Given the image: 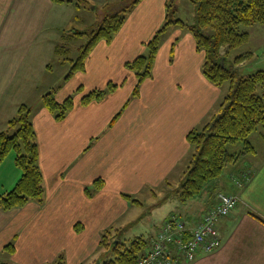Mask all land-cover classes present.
I'll list each match as a JSON object with an SVG mask.
<instances>
[{
	"label": "crops",
	"instance_id": "crops-1",
	"mask_svg": "<svg viewBox=\"0 0 264 264\" xmlns=\"http://www.w3.org/2000/svg\"><path fill=\"white\" fill-rule=\"evenodd\" d=\"M168 4L169 0H141L112 42L96 45L85 71L65 79L70 85L77 75L90 74L86 84L80 85L83 94L86 87L89 94L117 85L104 100L89 106L76 102L63 121H57L43 106L44 94L28 105L37 133L45 194L42 202L0 209V264H57L60 257L65 264H101L110 255L101 244L107 231L115 234L112 241L144 238L150 243L173 213L186 218L192 227L197 225L217 205L221 194L240 195L239 205L218 222L222 247L200 253L193 263L180 264H264V138L257 135L258 146L249 141L253 152L241 143L230 146L236 161L193 201L181 203L178 194L165 191L171 183H180L189 167L192 147L188 134L203 130L228 96L226 84L216 87L204 76L205 55L188 28H168L152 78L142 84L140 96L131 99L116 124L109 126L137 83L125 64L147 53L145 44L166 23ZM82 6L73 0H0V108L19 87L33 83L34 92L40 88L28 71V57L35 48L40 51L46 33L53 35L59 26L57 17L81 11ZM247 32L250 40L244 46L257 41L247 52L244 46L236 55L237 50H221L222 55H229L230 64L250 55L251 61L234 66L241 75L264 70V25L248 27ZM58 39L52 36L49 41ZM248 68L253 72H247ZM22 104L15 101L8 117ZM11 119L0 124V132ZM246 173L251 179L242 188L237 178ZM20 177L18 173L2 186L0 195L13 189ZM97 181L104 184L99 190ZM145 191L156 199L151 206L165 207L158 225L154 220L147 223L151 219L143 211ZM10 244L15 246L14 253L6 249Z\"/></svg>",
	"mask_w": 264,
	"mask_h": 264
},
{
	"label": "trees",
	"instance_id": "trees-1",
	"mask_svg": "<svg viewBox=\"0 0 264 264\" xmlns=\"http://www.w3.org/2000/svg\"><path fill=\"white\" fill-rule=\"evenodd\" d=\"M140 1L136 0L123 9L122 3L108 4L104 7V10L108 11L107 15L99 22L97 29L92 31L89 44L82 48L78 60L73 62L66 80L85 71L86 61L96 45L102 41L110 44L126 23L128 13ZM190 1L196 6L195 25H187L180 19L173 20L170 15L171 5L168 4L166 23L145 44L147 53L126 63L125 68L134 74L137 83L130 100L109 125L113 127L116 124L130 105L131 99L140 96L142 84L152 78L155 62L168 28L171 25L188 28L196 40L198 50L204 52L202 67L204 76L216 87L230 84V90L220 106L219 113L212 121L203 130L188 134L187 139L192 147L190 163L179 188L175 191L181 203H189L198 198L208 184L222 177L226 167L236 161L237 157L229 153L230 146L242 141L246 144V151L253 152L255 149L249 143V137L258 132V135L264 138V70L241 75L234 66L246 59L250 60V55L245 54L230 64L227 60L229 55L221 54L222 48L226 47L231 52L249 42V32L243 31V27L264 25V0ZM111 9L114 11H110ZM176 13L175 10L173 16H176ZM208 30L212 33L207 34ZM68 52L69 49L65 45L56 48V54L59 56ZM65 57L66 62L68 56ZM249 71L248 68L247 72ZM117 89V85L109 84L106 89L94 90L84 96L82 106L101 102ZM260 89L263 93L259 92ZM79 90L82 91V87ZM42 103L57 121H63L75 107V100L71 96L63 102L58 101L56 90L45 94ZM31 114V108L22 104L17 115L8 122L7 131L0 132V166L11 153H15L16 166L22 171V176L15 187L0 195V209L5 211L24 207L32 201L42 202L44 199V176L40 168L37 133ZM250 179V175L246 173L242 178H237V184L240 183L243 188ZM103 186L102 181L95 183L96 190ZM125 198L131 200L128 196ZM111 233L114 234L110 231L102 238L101 244L109 250L110 255L101 264H138L140 256L149 248L148 240L137 238L131 243L112 241ZM6 249L10 253L15 252L14 244L8 245ZM63 260L64 258L60 257L57 264H65Z\"/></svg>",
	"mask_w": 264,
	"mask_h": 264
},
{
	"label": "rangeland",
	"instance_id": "rangeland-1",
	"mask_svg": "<svg viewBox=\"0 0 264 264\" xmlns=\"http://www.w3.org/2000/svg\"><path fill=\"white\" fill-rule=\"evenodd\" d=\"M73 1H75L77 5L79 4L83 5L82 7L84 8L81 11H76V12L73 11L69 13L67 16L62 14L55 19L57 20L56 22L57 24H59V26L57 27V29L55 30L52 36H54L55 38H59L58 41H56L55 43L49 41V39H51L52 36L50 37V33H46L45 41L40 46V51L38 48H35L33 53L30 54V57H28V59H30L28 71L32 75L31 77L33 81L35 79L34 82H37V84L39 83L41 84L40 88L36 92H34L32 86L33 83L32 84L28 83L26 86L24 85L22 88L19 87L17 92L11 90L14 94H10L9 96H7L4 102L1 104L0 124L6 121L8 118L11 119L12 117L17 115V112H15L13 113V115H10V117H8V115L12 111V107H13L12 105L15 101H22L23 104L30 105L31 102H34L35 100H39V97L43 96L41 94L45 95L47 93L53 92L54 90H56L57 92L58 101L62 102L64 99H66L68 94H71V97H73L75 100V105L76 102L78 101L82 105V99L84 98V95L88 93L89 89L86 87V93L83 94V92L79 90V88L80 85H82L83 81L86 84V80H89L91 75L88 74L87 76H84L79 74L74 78L73 82L70 85L66 84L65 78L69 74L73 62H76L78 60L82 48L85 47L90 42L92 31L97 29V25L99 24V22H101L107 15L108 11L104 10V7L106 5L122 3L121 9H123L124 6L130 5L136 0H93L90 2L87 0H73ZM169 4L171 5L170 15L173 20L180 19L184 21L187 25L196 24L197 22L196 6L190 0H170ZM175 10L177 11V13L176 16H173V12ZM110 11H114V9H111ZM247 29L248 27L242 28L243 31H247ZM79 33L81 35H79ZM211 33L212 31L208 30L207 34H211ZM257 39L258 38H256V40ZM256 42L257 41L254 40L252 44H250L249 46L248 45L244 46L245 48H243L244 49L243 51L247 52V50L252 48ZM59 45H65L66 48L69 49V52L66 55H64L65 53L61 54L62 56L56 54V48ZM234 53L235 54L233 55H236V53H238V50L237 52ZM65 56H68L66 62L64 61L66 59ZM251 60L252 59H250V61ZM249 72H253V69H250ZM224 89L227 92V94H229L228 90L230 89V84H226ZM259 92L263 93L262 89H260ZM41 105L42 104H40V106ZM123 107L121 109H123ZM2 130L7 131V128L4 127ZM257 135L258 132H256L255 134L249 137V141L254 146H258L259 144ZM239 143H241L240 145H242V147L243 146L246 147V144L244 142L241 141ZM231 147H235V146H231ZM236 150L238 149L231 148V151L235 152ZM18 173L20 174V176H22V171L20 170V168L16 166L15 163V153H11L0 166V190L2 189V186H5L6 184L12 182V180L18 175ZM171 184L172 186L169 185L166 186L165 191L169 193L173 192L174 194L175 191H177V189L179 188L180 183L177 181L176 183L173 182ZM143 193L144 196L142 197V199L146 205V208L143 211L146 212V214H148L147 217L151 219L150 221H147V223H150L151 221L154 220V225H158V222L161 218L159 216H161V214L165 212L164 211L165 207L151 206L157 203L156 199L151 196L150 192L145 191ZM184 212L186 215L190 213V212L187 213L186 211ZM144 226L145 224H142L141 228ZM141 228L138 227V229ZM110 235L112 237V235L115 234L111 233ZM134 240L136 239H129L128 243H131ZM91 263L92 261H88V263L86 264H91Z\"/></svg>",
	"mask_w": 264,
	"mask_h": 264
},
{
	"label": "built area",
	"instance_id": "built-area-1",
	"mask_svg": "<svg viewBox=\"0 0 264 264\" xmlns=\"http://www.w3.org/2000/svg\"><path fill=\"white\" fill-rule=\"evenodd\" d=\"M239 203V194H221L218 204L207 211L194 227L182 216L171 215L151 239L138 264L193 263L200 253L209 254L218 250L223 243L218 222L229 216Z\"/></svg>",
	"mask_w": 264,
	"mask_h": 264
}]
</instances>
